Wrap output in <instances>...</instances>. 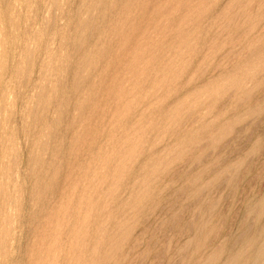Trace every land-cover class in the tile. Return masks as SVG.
Returning a JSON list of instances; mask_svg holds the SVG:
<instances>
[{
	"label": "rangeland",
	"instance_id": "rangeland-1",
	"mask_svg": "<svg viewBox=\"0 0 264 264\" xmlns=\"http://www.w3.org/2000/svg\"><path fill=\"white\" fill-rule=\"evenodd\" d=\"M0 51V264H264V0H0Z\"/></svg>",
	"mask_w": 264,
	"mask_h": 264
},
{
	"label": "bare ground",
	"instance_id": "bare-ground-1",
	"mask_svg": "<svg viewBox=\"0 0 264 264\" xmlns=\"http://www.w3.org/2000/svg\"><path fill=\"white\" fill-rule=\"evenodd\" d=\"M0 52H1V51H0ZM251 68H252V67H251ZM17 70H18V69H17ZM17 72H18V71H17ZM263 243H264V242H263ZM252 245H253V244H252ZM262 245H263V244H262ZM263 247H264V246H263ZM263 247H262V248H263ZM259 248H261V247H259ZM257 250H258V249H257ZM263 251H264V248H263ZM263 257H264V254H263Z\"/></svg>",
	"mask_w": 264,
	"mask_h": 264
}]
</instances>
